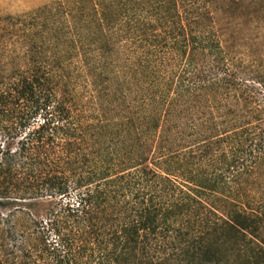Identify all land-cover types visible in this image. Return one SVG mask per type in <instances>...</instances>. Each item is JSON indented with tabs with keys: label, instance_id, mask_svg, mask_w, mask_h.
<instances>
[{
	"label": "trees",
	"instance_id": "trees-1",
	"mask_svg": "<svg viewBox=\"0 0 264 264\" xmlns=\"http://www.w3.org/2000/svg\"><path fill=\"white\" fill-rule=\"evenodd\" d=\"M211 2L0 15V264H264L262 95Z\"/></svg>",
	"mask_w": 264,
	"mask_h": 264
},
{
	"label": "rangeland",
	"instance_id": "rangeland-1",
	"mask_svg": "<svg viewBox=\"0 0 264 264\" xmlns=\"http://www.w3.org/2000/svg\"><path fill=\"white\" fill-rule=\"evenodd\" d=\"M65 1L0 0V15L19 17L21 21L25 20L24 27L30 21L26 15L38 14L40 9L57 7L60 3L66 5ZM211 10L221 45L232 63L233 75L243 77L260 92L264 117V0H212ZM6 27L11 29L10 24ZM74 91L80 110L94 121L100 111L93 106L88 90L78 81Z\"/></svg>",
	"mask_w": 264,
	"mask_h": 264
}]
</instances>
